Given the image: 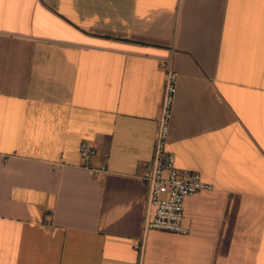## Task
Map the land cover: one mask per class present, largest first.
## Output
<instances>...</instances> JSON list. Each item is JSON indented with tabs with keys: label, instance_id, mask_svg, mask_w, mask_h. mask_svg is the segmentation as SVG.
Returning <instances> with one entry per match:
<instances>
[{
	"label": "crops",
	"instance_id": "1",
	"mask_svg": "<svg viewBox=\"0 0 264 264\" xmlns=\"http://www.w3.org/2000/svg\"><path fill=\"white\" fill-rule=\"evenodd\" d=\"M170 54L185 235L144 232ZM0 264H264V0H0Z\"/></svg>",
	"mask_w": 264,
	"mask_h": 264
},
{
	"label": "built area",
	"instance_id": "2",
	"mask_svg": "<svg viewBox=\"0 0 264 264\" xmlns=\"http://www.w3.org/2000/svg\"><path fill=\"white\" fill-rule=\"evenodd\" d=\"M158 67L165 74L160 112L157 117L153 156L144 164L141 180L148 187L147 215L144 232L161 231L185 235L189 232L184 225L185 199L205 191H212L213 185L205 182L200 173L179 169L176 157L168 149L169 131L173 105L178 88V72L175 68L173 54L158 58ZM97 151L89 141L81 142L79 154L82 168L92 176L106 173L107 168L91 166ZM134 247L141 249L140 243Z\"/></svg>",
	"mask_w": 264,
	"mask_h": 264
}]
</instances>
